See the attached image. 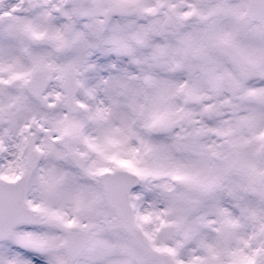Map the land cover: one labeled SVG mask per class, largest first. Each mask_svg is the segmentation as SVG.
Instances as JSON below:
<instances>
[{
  "label": "snow or ice",
  "instance_id": "1",
  "mask_svg": "<svg viewBox=\"0 0 264 264\" xmlns=\"http://www.w3.org/2000/svg\"><path fill=\"white\" fill-rule=\"evenodd\" d=\"M0 264H264V0H0Z\"/></svg>",
  "mask_w": 264,
  "mask_h": 264
}]
</instances>
